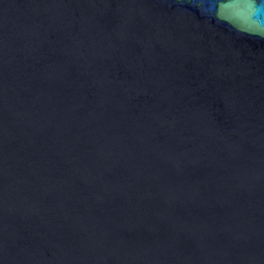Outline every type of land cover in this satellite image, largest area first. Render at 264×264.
<instances>
[{
	"label": "water",
	"instance_id": "water-1",
	"mask_svg": "<svg viewBox=\"0 0 264 264\" xmlns=\"http://www.w3.org/2000/svg\"><path fill=\"white\" fill-rule=\"evenodd\" d=\"M0 264H264V0H0Z\"/></svg>",
	"mask_w": 264,
	"mask_h": 264
}]
</instances>
